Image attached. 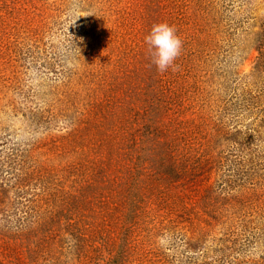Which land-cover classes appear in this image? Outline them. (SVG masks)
<instances>
[{
  "label": "rangeland",
  "instance_id": "374dc122",
  "mask_svg": "<svg viewBox=\"0 0 264 264\" xmlns=\"http://www.w3.org/2000/svg\"><path fill=\"white\" fill-rule=\"evenodd\" d=\"M161 22L175 72L144 42ZM156 103L171 147L137 129ZM2 177L5 264H190L200 247L264 264V0H0ZM37 208L40 237H8ZM197 218L215 221L203 237Z\"/></svg>",
  "mask_w": 264,
  "mask_h": 264
},
{
  "label": "trees",
  "instance_id": "16d2710c",
  "mask_svg": "<svg viewBox=\"0 0 264 264\" xmlns=\"http://www.w3.org/2000/svg\"><path fill=\"white\" fill-rule=\"evenodd\" d=\"M163 108L159 105V104H154L152 106H149L147 108H144V111L142 113H144L145 116H148V119H142L143 121L139 124V126L137 127V129L139 130L140 128H142V134L147 136V137H151V139L153 140H157L158 144H160L162 147H171L169 141H171L172 139L177 137V133L180 130L179 125L176 123L171 122V120H163L160 116L162 114V110ZM209 168V167H208ZM206 170H208L207 168L205 169V167H201L199 169V173L198 175L203 174ZM7 178L6 177H2V179L0 180V187L3 188V192L6 193L7 190ZM210 187H208L206 189L207 194L210 192ZM2 202V201H1ZM4 213H5V206L2 207L1 209ZM6 214H4V218H2L3 220V224L2 226L4 227L5 231L7 232L10 228H11V224H9V219H7L5 217ZM216 220V219H215ZM22 222H25V224H19L17 225L16 229L13 230L12 234H9L8 237L10 238H21V235L24 231H32V234L34 236H38V238L40 237V209H33L31 218L27 219V220H21ZM200 221L204 222L202 225H200ZM190 226L194 227V228H198L200 235H206L207 229L213 225V223L215 221H212L211 219L208 218H197L196 221L194 220H190L189 221ZM196 229H193L194 231ZM198 234V232H196ZM203 237V236H202ZM8 242V238L6 237L5 239H2V245L6 246ZM186 243H188L189 247L191 248H197L200 247L202 245V241L197 238L196 240L193 239H189L188 241H186ZM200 249H202V259L199 261H196V259H193V261L190 260V264H220L218 262V260L220 258H216L213 255H210V252L208 251V249L204 248V247H200ZM5 258V257H4ZM4 258L0 259V264H5ZM191 259V258H190ZM220 261V260H219ZM224 264V263H223Z\"/></svg>",
  "mask_w": 264,
  "mask_h": 264
},
{
  "label": "clouds",
  "instance_id": "9594fccd",
  "mask_svg": "<svg viewBox=\"0 0 264 264\" xmlns=\"http://www.w3.org/2000/svg\"><path fill=\"white\" fill-rule=\"evenodd\" d=\"M144 42L148 46L151 63L155 65L159 73L179 70L174 61L181 54L182 40L176 34L174 25L165 22L154 24L144 37Z\"/></svg>",
  "mask_w": 264,
  "mask_h": 264
}]
</instances>
